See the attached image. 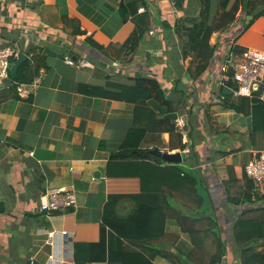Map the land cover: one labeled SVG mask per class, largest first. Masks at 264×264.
Listing matches in <instances>:
<instances>
[{
  "label": "crops",
  "instance_id": "0c3cea01",
  "mask_svg": "<svg viewBox=\"0 0 264 264\" xmlns=\"http://www.w3.org/2000/svg\"><path fill=\"white\" fill-rule=\"evenodd\" d=\"M240 3L236 20L211 36L209 46L218 49L208 68L193 78L194 53L184 57L183 51L190 49L188 28L198 19L200 0H183L176 8L170 0H0V46L17 44L24 55L19 68L29 61L31 76L40 67L30 83L14 79L18 71L14 74L12 66L20 56L12 62L11 80L0 83V264H76L75 243L96 244L103 236L107 254L112 241L110 228L103 227L106 203L112 194L140 191L139 178L119 176L125 166L117 168L115 162L123 161L112 155L133 127H150L156 114L147 104L89 94L81 89L83 84L114 91L110 84L132 85L136 77L152 76L176 99L185 92L186 108L191 106L194 115L190 122L187 113H178V119L187 116L188 130L184 121L174 120L184 142L191 143L190 124L195 127V151L202 163L193 168L206 174L213 199L222 208L218 213L225 218L227 205L235 215L238 208L228 202L223 181L232 171L238 181L234 189L242 190L246 165L264 152V131L253 136L252 115L224 106L218 81L232 42L264 51V14L245 29L251 16L245 0ZM137 23L148 30L129 51L124 44ZM17 82L26 83L31 93L19 95ZM169 142V132L149 133L141 147L181 151L184 161L190 148L170 150ZM60 186L73 188L77 203L47 216L40 196ZM133 206L131 198H124L118 212L126 215ZM51 230H56L52 242ZM166 230L172 239L178 236L176 248L192 250L191 238L175 216L167 220ZM224 231L230 237L226 224ZM100 247L93 246L97 259L89 264H108ZM255 250L264 252V244ZM155 263L173 264L163 257ZM223 264L242 263L230 248Z\"/></svg>",
  "mask_w": 264,
  "mask_h": 264
},
{
  "label": "trees",
  "instance_id": "16d2710c",
  "mask_svg": "<svg viewBox=\"0 0 264 264\" xmlns=\"http://www.w3.org/2000/svg\"><path fill=\"white\" fill-rule=\"evenodd\" d=\"M200 2L198 19L191 28H188L190 49L183 51L184 57L194 53L196 69L193 78H198L208 68L218 49L216 45L209 46L213 33L225 30L235 21L241 7L240 0H200ZM245 10L247 15L251 16L244 26L247 29L264 14V0H245ZM147 30L148 28L137 23V27L124 44L129 51L136 49ZM244 49L235 45L233 51L240 52ZM207 52L209 58L206 57ZM28 64L29 61L21 64L14 79L28 83L33 81L40 67H37L34 75L31 76ZM228 83L229 86H234V82ZM109 86L116 90H106L89 84L81 85V89L92 95L147 104L152 109V114L156 116L150 127H133L121 150L112 155L113 160L123 161L115 162L117 168L121 164L125 166V171L119 176L139 178L141 188L138 193L112 194L106 203L103 227L107 226L111 230L109 239L112 242L109 243V252L106 254L105 236L96 244L76 242L74 250L76 264H89L97 259L92 255L93 246H101L99 252L108 264H156L157 257H163L173 264H223L230 248L234 256L241 258L242 264H264V252L255 250V246L264 244V202H262L264 194L256 191V185L249 176H246V184L242 190H235V183L238 181L231 171L230 179L223 181V188L231 207H236L238 210L228 220L227 216L224 218V214L218 213L220 206L213 199L206 174L200 168H193L202 163L195 151L196 141L193 138L195 127L189 123L188 136L191 143L184 142L183 132L178 127L177 121L165 117L173 112L187 113L190 122L194 112L191 106L186 108L188 104L185 92L176 99L163 88L157 78L152 76L136 77L132 85L110 84ZM225 87L222 86V91L226 94L223 93L221 98L224 106L239 113L252 115L253 136L259 131H264V97H261L264 95V88H260L252 97L235 98L232 92L224 91ZM164 132L170 134L168 145L170 150L179 148L183 151L187 147L190 148L182 163L167 162L153 149L141 147L149 133ZM174 139H177V143ZM223 153L227 152L223 151ZM109 173L112 175L111 171ZM124 198H131L134 206L128 214L121 215L118 206ZM172 216L176 217L182 231L188 233L191 238L193 248L188 253L176 248L178 236L174 235L172 239L166 230L167 220ZM223 221L228 225L230 237L221 226ZM212 246L216 250L210 253L209 249Z\"/></svg>",
  "mask_w": 264,
  "mask_h": 264
},
{
  "label": "built area",
  "instance_id": "2783aa9c",
  "mask_svg": "<svg viewBox=\"0 0 264 264\" xmlns=\"http://www.w3.org/2000/svg\"><path fill=\"white\" fill-rule=\"evenodd\" d=\"M183 0H170L173 7H177ZM142 11L145 8H140ZM235 42H232L221 61L218 81L221 86H228L235 98L241 96H254V93L264 86V51L256 48H245L240 52L233 51ZM21 48L17 44L0 46V83L11 80V65L15 59L21 56ZM69 62L73 63L70 59ZM234 82L229 86L228 82ZM16 89L19 95L26 96L31 93V88L26 83L17 82ZM179 123L183 121L177 119ZM247 175L253 179L256 191L264 194V152L251 160L245 167ZM77 203L75 190L71 187L60 186L48 188L40 196L41 210L50 216L58 210L74 207ZM56 230L48 233L49 241L55 235ZM68 234L67 230L62 231ZM50 258H54L51 254ZM32 263L33 260H32Z\"/></svg>",
  "mask_w": 264,
  "mask_h": 264
},
{
  "label": "water",
  "instance_id": "95a60500",
  "mask_svg": "<svg viewBox=\"0 0 264 264\" xmlns=\"http://www.w3.org/2000/svg\"><path fill=\"white\" fill-rule=\"evenodd\" d=\"M23 57H24V55H21V57L12 66V71H13L14 74L18 71L20 62H21ZM166 117L170 118V119H178V113H176V112L169 113V114L166 115ZM183 121L185 122L184 129L188 130L187 116L183 117ZM153 151L155 153H157L158 155L162 156V158L165 161H167V162L181 163L183 161V155H182L181 151L173 152V153L168 152V151L163 152V151H161L159 149H154Z\"/></svg>",
  "mask_w": 264,
  "mask_h": 264
},
{
  "label": "rangeland",
  "instance_id": "374dc122",
  "mask_svg": "<svg viewBox=\"0 0 264 264\" xmlns=\"http://www.w3.org/2000/svg\"><path fill=\"white\" fill-rule=\"evenodd\" d=\"M257 49V48H256ZM225 211H226V216L228 217V216H230V215H232L233 214V209L231 210V208H229L227 205H225ZM220 209H222L221 207H220ZM223 223V225H221L222 226V228L223 229H225V222L223 221L222 222ZM216 250V248L214 247V246H212L210 249H209V252L210 253H212V252H214ZM230 250V249H229Z\"/></svg>",
  "mask_w": 264,
  "mask_h": 264
}]
</instances>
